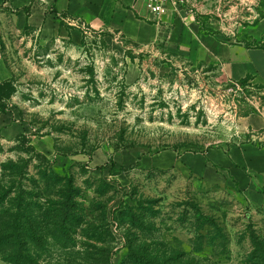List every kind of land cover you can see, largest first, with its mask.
Returning a JSON list of instances; mask_svg holds the SVG:
<instances>
[{
  "label": "rangeland",
  "instance_id": "rangeland-1",
  "mask_svg": "<svg viewBox=\"0 0 264 264\" xmlns=\"http://www.w3.org/2000/svg\"><path fill=\"white\" fill-rule=\"evenodd\" d=\"M192 7L264 50V0ZM11 15L0 7V264H264V214L186 171L135 166L248 132L263 142L240 122L264 112V70L244 85L217 80L114 33L40 47Z\"/></svg>",
  "mask_w": 264,
  "mask_h": 264
},
{
  "label": "crops",
  "instance_id": "crops-1",
  "mask_svg": "<svg viewBox=\"0 0 264 264\" xmlns=\"http://www.w3.org/2000/svg\"><path fill=\"white\" fill-rule=\"evenodd\" d=\"M0 7L12 14L15 29L35 34L40 47L80 39L79 26L85 24L91 32L117 34L134 47L182 55L190 66L209 70L217 80L258 78L264 70L262 49L248 47L244 36L216 29L207 18L184 8L155 16L145 0H0ZM1 64L0 77L5 78ZM240 124L263 130L264 112L248 114ZM135 166L139 171H186L208 187L229 188L253 212L264 214V141L243 140L195 153L165 150L140 157Z\"/></svg>",
  "mask_w": 264,
  "mask_h": 264
},
{
  "label": "built area",
  "instance_id": "built-area-1",
  "mask_svg": "<svg viewBox=\"0 0 264 264\" xmlns=\"http://www.w3.org/2000/svg\"><path fill=\"white\" fill-rule=\"evenodd\" d=\"M192 1L193 0H145V6L148 12L155 16H162L167 14L170 9L176 11L179 8H184L188 12L193 13ZM79 28L84 37L88 36L91 32L85 24H80ZM239 85V83L236 84V86ZM248 135L252 141H260L262 137L260 134L254 132H248Z\"/></svg>",
  "mask_w": 264,
  "mask_h": 264
},
{
  "label": "trees",
  "instance_id": "trees-1",
  "mask_svg": "<svg viewBox=\"0 0 264 264\" xmlns=\"http://www.w3.org/2000/svg\"><path fill=\"white\" fill-rule=\"evenodd\" d=\"M263 51H264V50H263ZM247 80H249V77H246V78L240 80L239 82H240L242 85H244V83H246ZM3 111H4V110H3ZM42 158H43V157H42ZM4 167L6 168L7 166H4ZM44 175H45L44 179L52 178L53 181H59V179H57L58 176H57L55 173H53V171L49 172L48 174L45 173ZM60 179H61V178H60ZM73 191H74V190H68V192H66V194H65V202H67V201H71V199H72L71 197L73 196ZM0 201H1V199H0ZM66 205H68V204L66 203ZM71 220H73V219H71ZM4 243H8V242H7V238H6V236L1 235V236H0V245H1V244H4ZM13 247L15 248V247H17V246H14V245H13ZM17 252H18V251H17ZM130 256H131V255H128V258H130ZM14 259H17L16 256H15ZM25 259H28V258H25ZM26 261H27V260H26Z\"/></svg>",
  "mask_w": 264,
  "mask_h": 264
}]
</instances>
